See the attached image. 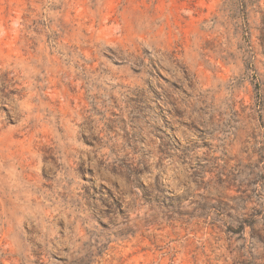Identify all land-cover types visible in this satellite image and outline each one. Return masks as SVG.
<instances>
[{
    "label": "rangeland",
    "instance_id": "1",
    "mask_svg": "<svg viewBox=\"0 0 264 264\" xmlns=\"http://www.w3.org/2000/svg\"><path fill=\"white\" fill-rule=\"evenodd\" d=\"M0 264H264V0H0Z\"/></svg>",
    "mask_w": 264,
    "mask_h": 264
}]
</instances>
